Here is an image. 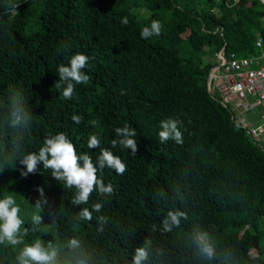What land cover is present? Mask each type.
<instances>
[{
    "label": "trees",
    "instance_id": "1",
    "mask_svg": "<svg viewBox=\"0 0 264 264\" xmlns=\"http://www.w3.org/2000/svg\"><path fill=\"white\" fill-rule=\"evenodd\" d=\"M261 14L0 0V264H264V148L206 88Z\"/></svg>",
    "mask_w": 264,
    "mask_h": 264
},
{
    "label": "built area",
    "instance_id": "2",
    "mask_svg": "<svg viewBox=\"0 0 264 264\" xmlns=\"http://www.w3.org/2000/svg\"><path fill=\"white\" fill-rule=\"evenodd\" d=\"M235 3L239 0H213ZM264 22V0H256ZM256 52L249 56L226 55L223 49L207 55L210 67L206 88L227 109L250 140L264 148V37L255 40Z\"/></svg>",
    "mask_w": 264,
    "mask_h": 264
},
{
    "label": "rangeland",
    "instance_id": "3",
    "mask_svg": "<svg viewBox=\"0 0 264 264\" xmlns=\"http://www.w3.org/2000/svg\"><path fill=\"white\" fill-rule=\"evenodd\" d=\"M181 36H182V37H184V36H185V31H182V32H181ZM251 253H252V254H254V253H255V251H254V250H251Z\"/></svg>",
    "mask_w": 264,
    "mask_h": 264
}]
</instances>
